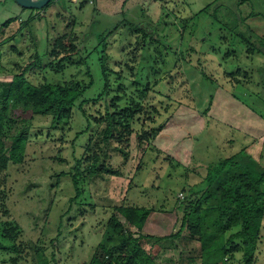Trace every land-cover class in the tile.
Here are the masks:
<instances>
[{
  "label": "rangeland",
  "instance_id": "374dc122",
  "mask_svg": "<svg viewBox=\"0 0 264 264\" xmlns=\"http://www.w3.org/2000/svg\"><path fill=\"white\" fill-rule=\"evenodd\" d=\"M67 1L63 4L69 13H66L68 18L65 20L69 22L74 18L77 21V45L96 76L100 75L99 51L105 43L102 40L98 45V41L101 35L111 34L106 40L109 65L130 79L141 81V84L150 83V87L165 79L156 91L171 96L173 100L160 101L153 90L145 95L144 109L151 115L143 131L157 130L153 145H149V149L145 146L139 148L135 135L129 143L114 141L105 152L109 156L106 164L121 175H107L87 182L84 186L86 193L75 201H70L75 196V189L70 176L65 173H69L75 158L89 143L90 133L76 139L77 130L86 129L88 124L85 118L80 123L78 112L70 129L64 124L50 129L51 125L46 127L49 119L39 121L38 125L45 129L32 131L26 161L22 165H11L7 173L0 174V190L5 191L0 198L4 199L10 216L24 231L22 240L27 246L28 264L36 263L34 246L43 250L49 259L54 255L57 264H87L102 241L112 216L126 230L135 233V237L138 236L137 230L115 210L122 205L153 210L140 234L146 237L168 236L175 229L177 207L185 201L188 190L201 183L208 166L233 156L246 146L250 138L258 141L251 146L250 152L258 157L261 150L264 151V117L260 115H264V73L261 71L264 59L256 56L250 60L245 45L233 38L227 29L228 24L231 27L235 25L232 22L236 18H245L255 11L261 16L247 19L245 24L238 20L237 28L244 34L251 28L263 36L264 0H129L127 3L120 0L116 6L114 0H90L91 3L84 2L82 9L79 8L80 0ZM216 1L222 8L213 7L209 15L198 16ZM239 2L242 4L238 5ZM60 4L50 8L46 19L31 24L32 35L38 41L45 39L47 30H52V27L64 29L65 24L61 25L63 20L55 16L58 12L64 13ZM23 11L22 20L25 21L32 10ZM215 12L218 22L211 17ZM15 23L5 30L4 37L18 31L20 21ZM134 26H142L149 32L154 30L159 43H150L147 52H143L142 40L131 34ZM17 39L13 42L14 47L24 53L30 42L25 37ZM5 47L2 50L4 66L20 60L19 55H11V45ZM190 47L198 53L190 54ZM79 59L77 57L76 63H80ZM200 59L210 79H204L200 64H197ZM139 62L147 65L145 70H137ZM80 64H68L59 73L50 71L47 73L49 81L67 85L89 83L86 65ZM191 65L196 68L192 69ZM237 68L242 69L237 76L245 82L242 85L231 83L224 75L236 73ZM5 70L0 67V82L12 79V74ZM137 74L149 75L151 80L143 81ZM247 113H255L262 125L256 124L253 117L248 118ZM92 126L90 130L95 127L94 124ZM118 145L127 151V161L115 150ZM143 243L148 251L153 239L147 238ZM198 245L196 240L189 241L183 258H179L181 249H174V246L165 248L156 257V262L202 264L199 257L194 260L186 258L187 255H199ZM2 258L9 259L0 256ZM256 264H264V246Z\"/></svg>",
  "mask_w": 264,
  "mask_h": 264
},
{
  "label": "trees",
  "instance_id": "16d2710c",
  "mask_svg": "<svg viewBox=\"0 0 264 264\" xmlns=\"http://www.w3.org/2000/svg\"><path fill=\"white\" fill-rule=\"evenodd\" d=\"M64 2L68 1L52 0L44 9L32 10L27 20L15 18L1 26L0 67L11 73L12 79L0 82V174L7 173L11 165H22L26 161V150L32 131L45 129L44 126L38 125L40 120L49 119L50 123L46 127L51 125L50 129L57 128L59 124H64L70 129V124L78 112L80 123L84 122L85 118L88 126L86 129L77 130L76 139L88 133L90 138L83 153L75 158L69 173H65L70 176L75 189V196L70 201H75L86 193L84 186L87 182H94L107 175H121L106 164V157L109 156L105 152L114 141L118 144L129 143L130 138L135 135L134 139L139 148L145 146L149 149V145H153L157 130L143 131L151 115L144 109L145 95L153 90L160 101L173 98L156 91V87L165 79L150 87V83L142 85L141 81L130 79L127 74L116 71L109 65L110 56L107 53L106 40L111 34L100 36L98 45H101L102 40L105 41L101 51L99 47L95 48L101 53L98 59L100 75L96 76L89 67L84 52L77 45V21L73 17L69 22L65 20L68 18L66 13H69L65 10L67 8L63 5ZM216 2L208 5L198 16L208 14L213 7L218 10L222 8V5ZM58 3L62 4L59 6L64 13L58 12L55 16L58 20H63L61 25L65 24L64 29L60 30V26L52 27V30H47L45 39L38 41L32 35L31 24L46 19L50 8ZM240 4L242 2L238 3ZM83 7L84 0H80L79 8ZM258 16L261 14L252 11L245 18L233 20V27L230 24L227 26L231 36L245 45V52L250 60L256 56L264 59V35L259 36L250 30V27L248 33L244 34L237 28V22L240 20V23L245 24L247 19ZM211 17L219 21L216 12ZM16 21H20L18 31L4 37L5 30ZM131 34L140 37L143 52H147L150 43L157 42L155 31L149 32L142 26L132 27ZM19 36L30 42L24 53L13 44ZM7 45H11V55L15 53L21 58L17 62L5 63L4 66L2 50L4 46L7 48ZM189 52L193 55L198 53L193 47H190ZM77 57L80 58V63L86 65L89 83L67 85L49 81L47 73L50 71L59 73L68 67V64L81 65L76 63ZM197 64H200L204 79H210L201 59ZM145 66L147 65L139 62L137 70H145ZM194 68L195 65L192 66V69ZM236 70V73L224 75L231 83L240 85L244 81L237 76L241 74L242 69ZM261 71L264 73V66ZM245 75L247 76L246 72ZM114 77L118 79L115 80ZM138 77L143 81L151 80L149 75L140 74ZM120 92L123 93L122 96ZM233 96L237 97L234 93ZM212 101L213 95L210 104ZM243 103L250 107L246 100H243ZM207 112L208 110L205 114ZM92 124L95 127L90 130ZM160 127L162 128V125ZM115 150L127 161L128 153L124 147L118 145ZM247 150L246 144L233 156L207 167L201 183L191 187L185 201L177 207L178 219L175 229L168 236L146 237L140 234L152 209L131 205L117 207L115 210L139 235L135 237V233L126 230L124 225L112 216L106 225L102 241L93 251L87 264H157L156 257L170 246L181 249L179 258L185 257L187 245L192 240L199 243V255H187L189 260L199 257L202 264H256L264 246V151L262 157L256 160ZM57 159L65 162L64 159ZM4 193V190H0V197ZM185 232L187 235H184ZM23 237V229L10 216L4 199L0 198V256L9 257L0 259V264H28L27 246L23 243ZM147 238L153 239L148 251L143 243ZM34 251V264H57L54 255L49 259L43 250L35 246Z\"/></svg>",
  "mask_w": 264,
  "mask_h": 264
},
{
  "label": "crops",
  "instance_id": "0c3cea01",
  "mask_svg": "<svg viewBox=\"0 0 264 264\" xmlns=\"http://www.w3.org/2000/svg\"><path fill=\"white\" fill-rule=\"evenodd\" d=\"M103 1V0H102ZM106 1V0H105ZM84 2H90V0H84ZM119 2L121 3L120 0H114V4L116 6V3L119 4ZM125 3L129 2V0H125L124 1ZM123 2V3H124ZM124 3V4H125ZM113 4V5H114ZM107 6H108V3H107ZM24 9L19 7L14 0H0V29H1V26L6 23L8 20H11V19H15V18H19V19H22V15H24ZM247 116L248 118H252L254 120V122L258 125H262L260 123L258 119V116L255 114V113H251L249 115V113H247ZM263 129H264V126H263ZM264 132V130L262 131ZM256 137V135L254 136ZM264 139V138H263ZM258 141L257 139H252L250 138V140L248 141L247 145H248V153L254 157L256 160H259L261 157H262V154H263V150H261V152L259 153V156L257 157L256 155H254L252 152H250V148L253 144H256ZM258 144V143H257Z\"/></svg>",
  "mask_w": 264,
  "mask_h": 264
},
{
  "label": "water",
  "instance_id": "95a60500",
  "mask_svg": "<svg viewBox=\"0 0 264 264\" xmlns=\"http://www.w3.org/2000/svg\"><path fill=\"white\" fill-rule=\"evenodd\" d=\"M14 1L19 7L25 10H42L52 0H14Z\"/></svg>",
  "mask_w": 264,
  "mask_h": 264
},
{
  "label": "built area",
  "instance_id": "2783aa9c",
  "mask_svg": "<svg viewBox=\"0 0 264 264\" xmlns=\"http://www.w3.org/2000/svg\"><path fill=\"white\" fill-rule=\"evenodd\" d=\"M73 1H78V0H73ZM91 3V2H90Z\"/></svg>",
  "mask_w": 264,
  "mask_h": 264
}]
</instances>
